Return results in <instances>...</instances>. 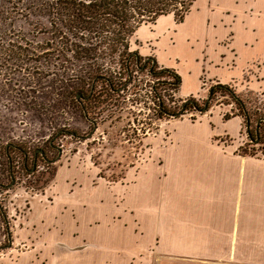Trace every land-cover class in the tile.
Returning <instances> with one entry per match:
<instances>
[{"label":"crops","instance_id":"crops-1","mask_svg":"<svg viewBox=\"0 0 264 264\" xmlns=\"http://www.w3.org/2000/svg\"><path fill=\"white\" fill-rule=\"evenodd\" d=\"M255 1L195 0L179 24L170 14L140 26L130 48L180 80L187 72L198 84L204 78L214 85H237L264 59L263 51L236 66L242 51L250 54L259 46L262 28L252 19L263 23L264 3L260 8ZM258 70L264 76V68ZM177 97L193 96L180 98L177 92ZM210 120L171 122L177 133L155 139L159 151H151L139 180L120 193V212L114 193H93L91 210L76 214V240L71 228L66 230L65 241L79 245L76 251L73 244L58 249L62 264H264V158L238 154V117H218L221 127L235 122L233 134L218 132Z\"/></svg>","mask_w":264,"mask_h":264},{"label":"rangeland","instance_id":"rangeland-1","mask_svg":"<svg viewBox=\"0 0 264 264\" xmlns=\"http://www.w3.org/2000/svg\"><path fill=\"white\" fill-rule=\"evenodd\" d=\"M255 2V6L261 8L264 0ZM200 6L199 3L198 8ZM252 23L256 28H262L259 46L253 53L241 52L236 62L237 69L248 56H259L264 51V21L253 18ZM130 51L138 53L131 48ZM167 54L166 57H173ZM261 67L264 68V59L251 66L242 81L231 86L245 105L249 130L236 105L226 95L216 96L209 104V111L203 116L197 115L195 120L210 117L218 132L233 134L235 122L224 123L221 127L218 117L238 115L236 117L241 120L236 139L239 148L264 158V125L260 128L261 145H249L247 138V131L253 133L256 121L264 118V90L249 88L251 82L264 89L262 69L256 71ZM155 69L161 70L159 66ZM187 74L183 72L178 96H193L202 106L208 89L214 84L204 78L198 84L196 76ZM52 80H41L43 90L27 94V99H21L24 95L12 93L6 96L10 102L2 100L6 110L0 108L3 118L1 138L22 149L25 157L19 152L10 153V174L5 160L0 158V264H27L28 261L62 264L64 260L60 259L58 249L73 244L65 241L66 230L71 228L70 233L76 240V214L91 210L88 201L92 194L99 191L114 193L115 208L120 212V193L126 185L139 180L143 163L148 161L151 151L154 150L155 154L159 151L153 147L155 139L165 141L172 130L178 131L177 124L171 123L178 119L161 116L157 104L160 97L168 111L180 109L181 102L172 90L169 75L152 77L141 68L134 71L127 88L122 87L113 93L98 85L90 102L77 98L80 104L68 98L62 104H53L51 100L57 92ZM113 80L117 84L124 82L117 77ZM96 100L104 101L103 106L96 108ZM38 103L46 106L41 110ZM84 110L88 112L86 116ZM191 114L189 110L181 119L191 121ZM39 150L42 156L39 153L35 155ZM62 176L65 181L61 184L59 179ZM77 192H82L79 198L74 197ZM79 199L82 201H76ZM76 245L73 244L71 250L76 251L79 244ZM47 248L51 250L45 254Z\"/></svg>","mask_w":264,"mask_h":264},{"label":"trees","instance_id":"trees-1","mask_svg":"<svg viewBox=\"0 0 264 264\" xmlns=\"http://www.w3.org/2000/svg\"><path fill=\"white\" fill-rule=\"evenodd\" d=\"M194 1L0 0V108H6L2 100H8L7 95L14 93L27 99V94L42 91L44 83L41 80L46 78L54 79L51 84L57 93L51 100L53 104H62L67 98L78 104L79 99L88 103L98 85L113 93L122 87L127 88L134 71L141 68L152 77L169 75L176 94L181 83L179 76L167 69L156 71L154 60L142 59L138 53L130 51L129 42L140 26L153 25L159 17L171 14L176 24L181 23ZM114 77L124 82L117 84ZM225 95L236 105L249 130L245 105L229 85L211 86L202 106L194 97L178 99L181 106L177 112L168 111L160 97L157 104L160 115L165 118L180 119L190 110V120L195 121L197 115L203 116L209 111V104L216 96ZM103 104L104 101L96 100L95 107ZM45 106L38 103L41 110ZM87 113L83 111L84 116ZM236 116L224 114L222 120L228 121ZM2 119L0 112V158L5 160L10 174V153L19 152L25 157V152L2 140ZM262 125L264 118L256 121L253 133L247 131L249 145L262 144ZM238 154L257 157L240 148Z\"/></svg>","mask_w":264,"mask_h":264},{"label":"water","instance_id":"water-1","mask_svg":"<svg viewBox=\"0 0 264 264\" xmlns=\"http://www.w3.org/2000/svg\"><path fill=\"white\" fill-rule=\"evenodd\" d=\"M37 153H39V154H41L42 155V151H37L36 153H35V155L37 154ZM33 169H34V167H33Z\"/></svg>","mask_w":264,"mask_h":264}]
</instances>
